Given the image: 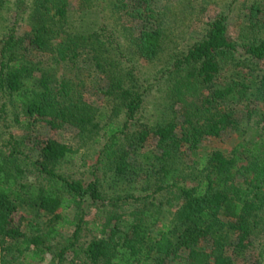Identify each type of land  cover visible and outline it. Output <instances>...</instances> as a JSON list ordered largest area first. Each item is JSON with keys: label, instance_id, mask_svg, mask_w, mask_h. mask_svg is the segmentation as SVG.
<instances>
[{"label": "trees", "instance_id": "16d2710c", "mask_svg": "<svg viewBox=\"0 0 264 264\" xmlns=\"http://www.w3.org/2000/svg\"><path fill=\"white\" fill-rule=\"evenodd\" d=\"M71 1L34 0L38 20L31 34L17 38L13 27L0 40V113L12 105L27 128L70 125L101 147L87 182L60 171L78 153L72 146L48 138L32 156L24 138L5 140L0 264H41L48 255L49 264H246L242 258L253 237L264 234V5L249 7L253 36L246 42L231 37L229 14L222 12L205 24L201 40L188 41L171 59L161 79L175 100L193 99L181 121L151 127L141 121L150 88L134 56L154 61L162 53L163 19L173 0L164 11L158 0H110L135 25L134 56L97 18L98 0H79L77 26L69 21ZM18 3L19 18L27 8L25 0ZM84 70L103 78L104 105L88 103L78 89L84 83L74 77ZM226 131L244 134L231 156L218 149L200 154L207 138ZM184 151L199 156L196 166L179 165ZM87 203L110 210L96 224L101 237L85 245ZM167 203L179 205L171 224L161 219ZM21 208L31 215L18 217ZM69 228L74 230L66 236Z\"/></svg>", "mask_w": 264, "mask_h": 264}, {"label": "rangeland", "instance_id": "374dc122", "mask_svg": "<svg viewBox=\"0 0 264 264\" xmlns=\"http://www.w3.org/2000/svg\"><path fill=\"white\" fill-rule=\"evenodd\" d=\"M33 1L25 0L24 5L27 11L26 13H22L18 18V0H0V40L8 37L13 27L16 28L15 33L17 38L22 37L25 39L31 34L34 26L37 24L36 20H38L35 18L36 12L33 9ZM260 2L264 5V0H173L170 3V10L167 11L163 19V27L167 30V40L164 49L156 60L147 61L133 54L134 51L131 43L132 32L135 27L134 23L128 20L129 18L120 17L111 6L110 0H98L96 5L93 6V11L95 10L99 13L97 18L115 31L124 51L135 57V62L143 78V84L150 88L140 115L141 121L146 122L151 127L155 126L157 122L163 123L171 119L181 121L182 115L193 98L185 95L181 97V100H175L176 98L170 94V83L166 79H161L160 71L170 63L171 59L183 49L188 41L201 40L205 34V24L222 12L229 14V33L231 37L239 44L246 42L245 36H253L247 27L249 7ZM158 5L164 11L167 0H158ZM79 6V0H72L69 6L70 12L73 13L69 21L71 24H76V26L79 24L81 18L78 11ZM93 17H90L89 20H95ZM66 30H70V28L67 27ZM62 34L54 36L52 39L53 45L60 42ZM31 54H34V52ZM62 72L64 73V70L60 68L59 74H62ZM66 73L71 74V76H76L75 73L77 74L75 71L73 73L67 71ZM78 76L74 77L75 82L79 84L80 80H83L84 84H81L78 89L84 94V99L90 104L97 106L104 105L105 99L101 91L105 82L100 77L101 75L96 77L88 75V72L84 70ZM2 103L3 99L0 97V109ZM18 118L16 109L12 105H9L6 114L0 113V152L3 155L9 153V149L5 147L4 142L11 134L25 139L23 148L26 153L32 156L38 154L36 149L43 140L52 138L78 150V153L71 162L61 165L60 171L72 178H82L87 182L91 180L90 167L96 161V154L101 144L95 143L92 139H84L80 136L76 127L70 125H64L58 130H52L48 125L40 122L36 126L27 128V126L17 122ZM21 119L22 117H20ZM249 127L251 130L255 127V120L251 121ZM243 138L244 134L242 132L234 131H226L219 137H209L203 142V149L200 151V154H209L212 150L218 149L223 151L225 155L231 156L232 150ZM150 148L153 149V146ZM146 150L149 149L146 148ZM198 157L184 151L181 152L178 162L183 167L194 166V162L198 160ZM187 171H190V169ZM240 178L238 176L237 179L239 180ZM105 185L107 186V184ZM137 194L140 195L141 193L137 192ZM162 198L166 200L164 197ZM178 206H170L168 203L165 205V211L161 215L162 223L171 224L173 222ZM135 207V204L130 205L125 210L122 209L123 211L120 209V212L126 213ZM86 208L87 214L81 240L85 245L94 238L101 237L96 230V224L103 221L106 215L104 210H110L109 208L94 206L88 203L86 204ZM23 214L31 215L30 209H19L18 217ZM160 226L161 224L155 227V233ZM73 230L74 228L65 229L64 234L70 236ZM252 242V246L242 258L243 262L246 264H264V234L255 235ZM71 258L72 255L69 254V259ZM50 260L51 256L48 255L47 260L41 264H49ZM173 264H182V262H175Z\"/></svg>", "mask_w": 264, "mask_h": 264}]
</instances>
